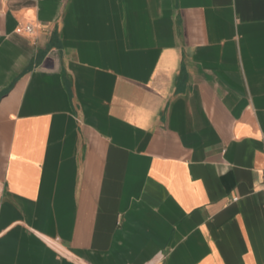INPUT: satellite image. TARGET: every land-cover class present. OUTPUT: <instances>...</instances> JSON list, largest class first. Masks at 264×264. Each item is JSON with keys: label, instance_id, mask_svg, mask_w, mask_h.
<instances>
[{"label": "crops", "instance_id": "0c3cea01", "mask_svg": "<svg viewBox=\"0 0 264 264\" xmlns=\"http://www.w3.org/2000/svg\"><path fill=\"white\" fill-rule=\"evenodd\" d=\"M263 168L264 0H0V264H264Z\"/></svg>", "mask_w": 264, "mask_h": 264}, {"label": "built area", "instance_id": "2783aa9c", "mask_svg": "<svg viewBox=\"0 0 264 264\" xmlns=\"http://www.w3.org/2000/svg\"><path fill=\"white\" fill-rule=\"evenodd\" d=\"M26 29H27V30H30V27H27ZM262 186H263V188H264V168H263V170H262Z\"/></svg>", "mask_w": 264, "mask_h": 264}]
</instances>
